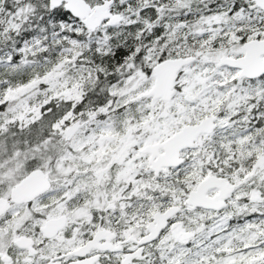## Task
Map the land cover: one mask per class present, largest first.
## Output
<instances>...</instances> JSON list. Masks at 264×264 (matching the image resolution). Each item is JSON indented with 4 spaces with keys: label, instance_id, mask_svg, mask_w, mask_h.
Listing matches in <instances>:
<instances>
[{
    "label": "snow or ice",
    "instance_id": "6c2138e0",
    "mask_svg": "<svg viewBox=\"0 0 264 264\" xmlns=\"http://www.w3.org/2000/svg\"><path fill=\"white\" fill-rule=\"evenodd\" d=\"M0 264H264V0H0Z\"/></svg>",
    "mask_w": 264,
    "mask_h": 264
}]
</instances>
